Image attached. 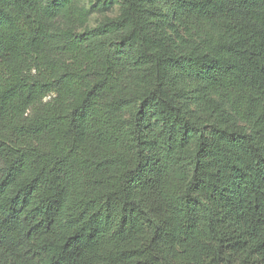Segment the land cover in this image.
Segmentation results:
<instances>
[{
	"label": "trees",
	"instance_id": "obj_1",
	"mask_svg": "<svg viewBox=\"0 0 264 264\" xmlns=\"http://www.w3.org/2000/svg\"><path fill=\"white\" fill-rule=\"evenodd\" d=\"M0 264H264V0H0Z\"/></svg>",
	"mask_w": 264,
	"mask_h": 264
},
{
	"label": "rangeland",
	"instance_id": "obj_2",
	"mask_svg": "<svg viewBox=\"0 0 264 264\" xmlns=\"http://www.w3.org/2000/svg\"><path fill=\"white\" fill-rule=\"evenodd\" d=\"M100 1L101 0H77V3L82 7L89 8L93 4ZM119 9L120 5L117 1H115L112 3L109 9L92 11L82 28H91L102 23L110 17H115L119 13Z\"/></svg>",
	"mask_w": 264,
	"mask_h": 264
}]
</instances>
